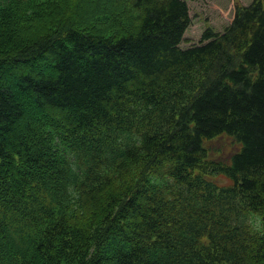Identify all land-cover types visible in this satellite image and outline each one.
<instances>
[{
	"label": "trees",
	"instance_id": "16d2710c",
	"mask_svg": "<svg viewBox=\"0 0 264 264\" xmlns=\"http://www.w3.org/2000/svg\"><path fill=\"white\" fill-rule=\"evenodd\" d=\"M50 2L0 0V264H264V3L30 36Z\"/></svg>",
	"mask_w": 264,
	"mask_h": 264
},
{
	"label": "rangeland",
	"instance_id": "374dc122",
	"mask_svg": "<svg viewBox=\"0 0 264 264\" xmlns=\"http://www.w3.org/2000/svg\"><path fill=\"white\" fill-rule=\"evenodd\" d=\"M82 1L88 3V5L95 10L92 12L91 21L88 23V27L92 28L93 32L102 31L103 29L117 28V33H123L126 28L131 24L130 22L134 17H137V13L134 10L135 0H51L50 4L41 8V13H38V16L43 18H36L29 29V35L39 37L45 35L47 37L51 33L53 36L55 32L52 28L60 25L62 27L65 22L73 23L71 21H77L79 24H82V15L86 16L85 7L82 6ZM257 0H206L207 5L210 9H216L223 7L225 10H229L228 15L232 16L235 14L236 4L242 7H247ZM264 3V0H261ZM63 6L64 9L69 11L71 15L73 12L74 15L72 18H67V13L56 12L53 10L57 6ZM199 5H202L199 3ZM78 6L79 14L75 12V8ZM194 7L193 11L197 13L200 18V21L194 20V24L189 31V35L194 38L193 41H196L198 35L196 33L200 32L199 24L201 20L206 21L203 17L204 11H196ZM89 11V10H88ZM223 13V12H222ZM42 14V15H41ZM64 14L63 19L60 18ZM225 15V14H224ZM217 22H222L221 17L215 18ZM137 22V20H136ZM202 32V31H201ZM43 37V38H45ZM232 59L237 61L239 58L237 55L233 54L231 51ZM206 147L209 150L208 156L209 159H216L217 161L230 160L231 156L238 151L239 143L234 137L222 136L206 143ZM213 180L220 184H228L229 181L222 175L212 177Z\"/></svg>",
	"mask_w": 264,
	"mask_h": 264
}]
</instances>
